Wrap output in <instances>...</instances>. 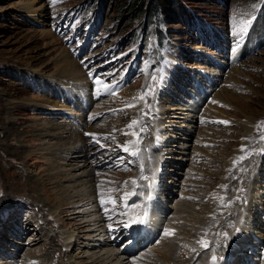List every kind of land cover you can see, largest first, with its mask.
<instances>
[{"label":"rangeland","instance_id":"rangeland-1","mask_svg":"<svg viewBox=\"0 0 264 264\" xmlns=\"http://www.w3.org/2000/svg\"><path fill=\"white\" fill-rule=\"evenodd\" d=\"M150 4L0 0V264L89 263L91 252L110 247L125 264H164L155 247L166 227L174 229L183 244L179 255L186 250L193 254V248L188 250L192 245L199 250L195 264H206L215 252L213 247L201 251L193 239L190 245L184 241L192 224L173 215L182 203L190 206L186 218L197 216L195 229L215 214L227 217L228 239L221 230L217 264H227V259L228 264H264V0H175L168 21L159 10L143 19ZM249 19L250 25L241 23ZM65 59L75 76H59ZM129 104L135 107H126ZM15 106L18 111L9 113ZM190 115L201 120L195 122ZM133 120L139 122L135 132L140 143L132 147L139 150L136 156L120 147L136 139L123 134ZM43 128H55L56 136L38 138L41 141L32 137ZM78 132L90 149L86 155L75 154L81 167H70L63 154L53 163V151L48 153L46 147L68 143ZM156 134L163 138L153 143ZM59 149L53 150L62 152ZM145 162L149 167L157 164V175V168L152 174ZM56 167L64 169L60 180L39 187L35 196L39 207L44 203L45 211H40L24 183L38 180L43 185ZM141 167L149 179H139ZM68 176L77 177L64 181ZM92 177L97 189L92 206L105 234L109 225L122 228L128 219L122 213H129V203L137 196L132 195L125 208L121 187L125 181L132 186L135 178L141 186L134 190L139 203L151 208L153 201V218H161L156 226L148 218L142 224L154 230L150 236L129 242L135 229L130 235L123 230L117 239L114 233L108 239L103 232L88 231L79 234L78 244L88 242L95 249L62 248L65 232L77 233L72 225L74 219L82 220L80 211L92 210L89 202L65 208L76 215H58L64 211L58 202L72 186L89 183ZM110 197L116 199L115 210L107 203ZM101 198L106 201L103 207ZM246 211L251 218L240 244L234 238L242 235L237 225L248 218ZM90 234L97 236L90 240ZM127 249L132 251L126 255Z\"/></svg>","mask_w":264,"mask_h":264},{"label":"bare ground","instance_id":"bare-ground-1","mask_svg":"<svg viewBox=\"0 0 264 264\" xmlns=\"http://www.w3.org/2000/svg\"><path fill=\"white\" fill-rule=\"evenodd\" d=\"M59 71H60V74H59V76L60 77H62V75L64 74V73H66V72H70L71 74H70V76H75L76 74H73V71H74V68L72 67V65H71V62L70 61H68L67 59H65L64 60V63H63V65H61V67L59 68ZM78 109H80V106L78 105V107H77ZM11 109L12 110H10V112L9 113H11V114H14L16 111H18V109H17V106H15V107H11ZM133 109V108H132ZM196 111V110H195ZM9 113H7V114H9ZM137 113V112H136ZM139 115V114H138ZM138 115H136V117L138 116ZM131 117V116H130ZM135 116L133 117V118H136ZM185 118H189V117H186L185 116ZM197 118V116L195 117V116H193V115H190V118L189 119H193L195 122H198V121H200L201 119H199V120H197L196 119ZM137 119V118H136ZM132 120V119H131ZM145 122H146V120H145ZM193 122V121H192ZM160 125H162L163 123H159ZM54 126L55 127H57L58 125L57 124H54ZM137 126H138V124H137ZM157 126V125H156ZM163 127V126H162ZM55 128H53V130H49L48 128H43V129H41L40 131H38L37 132V134H35V135H33L32 137L33 138H35V139H37L38 141H41L40 139H38V138H41V137H44V138H53V137H55L56 136V133H52V131H55L54 130ZM88 130H89V128H87ZM129 129V128H128ZM126 129L125 131L123 130V133H125V132H131V131H136V129H137V127L136 126H134V128L133 129ZM152 131L154 132L155 131V126L151 129V134L150 135H153V133H152ZM85 133H89V131L88 132H86L85 131ZM124 137L125 138H133V136L132 135H124ZM152 137V136H151ZM158 137H161V136H158L157 134H156V136L153 138V139H151V140H153L152 142L154 143L155 142V138L157 139ZM161 138H163V137H161ZM37 140H36V142H37ZM149 139H147L146 141H148ZM151 142V141H150ZM43 144H48V143H43ZM145 144V143H144ZM147 144V143H146ZM148 145V144H147ZM183 146V145H182ZM65 147V148H64ZM138 147V146H137ZM136 147V148H137ZM56 148H60L59 149V151H62V152H54V151H56V150H53V149H56ZM93 148V147H92ZM140 150H141V148H139ZM45 150H49V151H47L48 153L49 152H51V151H53L51 154H50V158L53 160V163H56V160H54L53 158H58V157H60L61 159H63V155L65 156H67L68 155V157L67 158H69V160H67L68 162H69V164H71V165H69L70 167H72L73 165H74V169H79L81 166H79L78 165V163H79V161H78V157L77 156H75V154H87V152L88 151H90V149L88 148V146H87V144H86V141L84 140V138L82 137V135L78 132L70 141H68V143H60V144H56L55 145V148H54V146L52 147H50V148H47L46 147V149ZM138 152H139V150H138ZM152 151H150V153H151ZM63 154V155H62ZM91 154V153H90ZM89 154V155H90ZM54 155H61V156H54ZM139 155V154H138ZM140 156H142L141 154H140ZM144 156H146V155H144ZM155 157H154V159L156 160V157H157V155L155 154L154 155ZM139 158V157H138ZM50 159V160H51ZM65 159V158H64ZM138 160H142V158H139ZM145 160V159H144ZM143 160V161H144ZM58 161V160H57ZM159 161V160H158ZM161 161V160H160ZM67 162V163H68ZM143 163V162H142ZM57 164V163H56ZM73 164V165H72ZM145 164L146 165H148L145 169L148 171V172H151L152 171V174L154 173V169H156L157 168V164H155L156 165V167L154 166V167H149L151 164L150 163H148V162H145ZM162 164V163H161ZM144 165V164H143ZM53 166V165H52ZM143 170H144V168H143ZM157 170H158V168L156 169V173H155V175H157ZM51 172L53 171V173H52V175L50 174L49 176H46V178L44 179V181H43V185H40L39 186V181L38 180H27L24 184V191L26 190V187H28L29 188V192L31 193V198H33L34 200H36V201H34L36 204H37V206L39 207V205H38V203H37V201L39 202V200L35 197L36 196V194H37V192H38V190H39V187H41L42 189H45V187L46 186H49V184L50 183H52V182H54V181H59L60 180V178H59V176H62L63 175V173H64V169H57V167L56 168H52L51 170H50ZM147 171H143V172H145V173H148ZM238 171L240 172L241 171V169H238ZM241 173V172H240ZM93 175V174H91V172H87V173H84V172H82L80 175H82V176H84V175ZM244 176H245V172H243L242 173ZM144 175V174H143ZM77 176H68V177H64L63 178V180L64 181H69L70 182V180H73V178H76ZM161 176H159V178H160ZM59 178V179H58ZM138 178V177H137ZM92 179H93V177L90 179V182L88 183V182H86V183H78V184H75L74 186H72L71 188H73L74 190L72 191H70V192H68V193H66V194H64L63 195V197H62V199H60L59 200V204H60V207L61 208H63V210L64 211H59L58 212V215L60 214V215H66L68 212H69V215L70 216H73V215H76V212H75V210H72V211H67V210H65V208H69L70 209V207H74V206H76V205H78V204H81L80 205V207H83V206H85V205H89V202H90V204H91V210H92V212L90 211V208H89V210L87 211V212H85L84 210H81L80 211V213L82 214V215H80L81 217H82V220L81 219H79V221L78 222H76L77 220L76 219H74V224L72 225V228H75L74 229V231H76L77 233H75V232H65V234H64V241H63V245H62V248L64 249V250H68V249H70V248H78V247H80L82 244L81 243H79L78 244V240L80 239V237H79V234H81L82 232L83 233H88V231L89 232H91L92 234L94 233H98V232H100V234L103 232L104 234L102 235V236H105V238H106V235L108 236L107 238L108 239H110V233L112 234V233H114L113 235V237L114 238H116L117 239V237L119 238V237H121V233H123V230H125L128 234L127 235H130L133 231H134V229H135V232L132 234V238H134V239H128L129 240V242L132 240V241H137V240H139L140 238H142L141 236H143V239L141 240L142 242L148 237V236H150V232H152V231H154V230H152V229H150L149 227L148 228H145V226H143L142 224H140V225H133L132 227H129V228H125L124 226L122 227V228H116V229H112V228H109V232L107 233V234H105L106 232L105 231H107V230H103V229H105L106 227H100L99 225H100V223L102 222L101 221V216H98L96 213H95V209H94V205L92 206V203L94 202V197H92L94 194H95V192L97 191V189H96V186H95V184L94 183H92L91 181H92ZM153 179H157V176H154V178ZM153 181L154 180H151V181H149L150 183H153ZM149 183V184H150ZM156 183H158V182H156ZM83 184V185H82ZM148 184V185H149ZM231 184V181H230V179H229V181H228V184L227 185H230ZM78 185H82V187H80V189H75ZM108 186V185H107ZM124 186V185H123ZM239 186V185H238ZM84 187H86V188H84ZM140 187V189H141V186H134V185H132V186H130L129 185V183H128V185H127V187H121L123 190H125V192H133L136 188H139ZM230 187V186H229ZM40 188V189H41ZM104 188V187H103ZM225 188H227V187H225ZM105 189V188H104ZM151 189V188H150ZM229 189V188H228ZM229 191V190H228ZM71 192H72V194H71ZM151 192V191H150ZM70 193V194H69ZM136 193V192H135ZM153 192H151V194H152ZM63 194V193H62ZM124 195V194H123ZM136 196H137V198L132 202V203H129V205H130V209H129V215L130 216H132V214H135V215H138V214H140L139 212L140 211H142L141 213H142V216L144 215V212L146 211L147 212V214H149V215H147V218L148 219H150L151 221H152V223H154V226H156V223L157 222H159V220H161V218H159V220L158 219H154L153 218V209L156 207L155 206V204L153 203V201H152V204H151V208H149L148 207V205L146 204V206H143V200L141 201L142 203H139V201H138V195L136 194ZM97 197V196H96ZM104 198V197H103ZM105 199H106V197H105ZM144 199V198H143ZM153 199V198H152ZM138 201V203L139 204H134L135 202H137ZM52 202H54V198H53V200H52ZM128 202H130L129 200H128ZM229 202V201H228ZM33 203V202H32ZM57 203V204H58ZM96 203H97V199H96ZM34 204V203H33ZM40 204H42V201L40 202ZM44 204V203H43ZM42 204V205H43ZM95 204V203H94ZM98 204V203H97ZM132 204H134L133 206H131ZM42 205H40L41 207H39V208H41V209H39L40 211L42 210V211H45V209L43 208L42 209ZM219 205V204H218ZM36 206V205H35ZM36 206V207H37ZM43 207H44V205H43ZM90 207V206H89ZM96 207V206H95ZM190 206L187 204V203H182L181 205H177L176 206V209L175 210H173V215L176 217V221H178V222H182L183 221V223H191L192 225H190L191 226V228H192V230L190 231V233H189V235H187L186 236V238H184V241H186V242H188L189 243V245H190V240L192 241V239L193 240H195L196 241V244H198L197 243V241H200L202 238H204V239H206L207 241H209V242H211L212 243V245H213V250H212V252L214 251L215 253H212L210 256H209V258L211 259L212 258V256L213 255H217L218 253V250H217V247L223 242V241H221V238H220V236H221V234H223L224 232H225V230H224V226H225V222L227 223V221H226V219H227V217L226 218H224V219H222L223 217L222 216H219L218 217V215L217 214H215L214 216H213V219H210L209 221H204V222H202V224H201V227L199 228V229H195V226L197 225V220L194 218V217H197V216H193V217H191V216H189L188 218H186L185 217V215L187 216L188 215V210H190V208H189ZM157 208V207H156ZM58 209H60L59 207H58ZM57 211V210H56ZM54 212V213H57V212ZM98 211V210H97ZM53 213V214H54ZM90 213V214H89ZM132 213V214H131ZM189 213H190V211H189ZM78 214V213H77ZM156 214H158V213H156ZM247 214V211L245 212V216H247L246 215ZM79 215V214H78ZM80 217V218H81ZM89 217V218H88ZM159 217V216H158ZM241 217H243V215H241L240 216V218ZM248 217V216H247ZM249 217H250V215H249ZM249 217L247 218V219H245V221H242V223L241 224H239V225H237L239 228H240V230H241V234L242 235H240V236H237V237H235L234 239L238 242V243H242V240H245V239H243L242 238V236H244V233L246 232L245 230L247 229V223H248V220H249ZM251 218V217H250ZM148 219H147V221H148ZM73 220V219H72ZM87 223V224H86ZM171 226H173L172 225V223H170V222H168ZM148 225H152L151 224V222L148 224ZM189 225V224H188ZM251 226V225H250ZM38 227V226H37ZM99 227L101 228V229H99ZM136 227V228H135ZM91 228V229H90ZM145 228V229H144ZM195 230H194V229ZM166 229H168V230H173L174 231V235L173 236H171V237H166L165 235H163V236H161V240L159 241V243H158V245L155 247V252H158V250H159V257H160V259H162L163 261H164V264H195L196 263V257H198L197 256V253H199V250L198 249H196V247H195V249H196V252H194L193 254H189L188 252H187V250H186V252L185 251H182L183 252V254L182 255H179L178 253H179V251H180V248H182L183 247V244H180L179 242H180V240H179V237H178V235H177V232L174 230V229H172V228H170V227H166ZM41 230V229H40ZM183 230H185V227L184 228H182V231ZM221 230H223L222 232L223 233H220V231ZM92 234H90L91 236L90 237H88V238H90V240H93V239H95L94 237H96V236H93ZM144 234H147V236L146 237H144ZM205 234H207V235H205ZM103 238V237H102ZM239 238H241L240 240H238ZM214 241H218L216 244H214ZM111 242V241H110ZM128 241H126L125 243H129ZM124 243V244H125ZM138 243V242H137ZM163 243H165V244H163ZM243 244H245V241L243 242ZM97 245V244H96ZM199 245V244H198ZM198 245H196V246H198ZM253 245V244H252ZM83 247L82 248H85V249H88V247L90 246H93V245H90L88 242H86L85 244H83L82 245ZM104 246H106V244L104 245ZM127 246V244H125V246L124 247H126ZM200 246V245H199ZM232 246V245H231ZM237 246H238V244H237ZM239 247V246H238ZM91 248H93V249H95L94 247H91ZM109 248V247H108ZM167 248V249H166ZM191 248H193L194 249V247L192 246V245H190V246H188V250L189 249H191ZM89 250V249H88ZM87 250V251H88ZM129 251H132V250H130V249H127V251H126V255H127V253H129ZM119 253V252H118ZM157 254V253H156ZM71 256H75V255H71ZM142 256H147V253L146 254H143ZM149 256V255H148ZM208 256V254H206L205 255V257H207ZM232 256V255H231ZM123 257V256H122ZM122 257H120L118 254H116L115 253V249L113 250V248L112 247H110V249L108 250V251H106L105 249H99V250H97V251H95V252H91L90 253V256L88 257V259H87V261H89V263H78V264H125L124 262H123V260H122ZM124 257H127V256H124ZM158 257V256H157ZM236 258H238V256L236 257ZM244 258V257H243ZM150 259V258H149ZM128 261V259L126 258V259H124V261ZM146 260V259H145ZM247 259H245V261H246ZM229 259H227V261H226V263L228 264L229 262ZM263 261V260H262ZM262 261H260L261 263L260 264H262ZM132 262V261H131ZM139 262V261H138ZM45 262H43L42 264H44ZM141 263H144V262H141ZM141 263H137V264H141ZM37 264H39V263H37ZM46 264V263H45ZM61 264H68L67 263V261H64L63 260V262L61 263ZM206 264H211V260L210 261H206Z\"/></svg>","mask_w":264,"mask_h":264},{"label":"snow or ice","instance_id":"snow-or-ice-1","mask_svg":"<svg viewBox=\"0 0 264 264\" xmlns=\"http://www.w3.org/2000/svg\"><path fill=\"white\" fill-rule=\"evenodd\" d=\"M241 23L245 24V26L250 25L251 19L242 21ZM242 31H246V27L244 29H242ZM96 83L97 84H100L102 82L99 81V80H97ZM143 98H144V96L141 95L140 99H143ZM126 107H135V105L134 104H129V105H126ZM138 123H139L138 121L133 120L129 125H127V127L129 129H133L134 126L137 125ZM214 123H221V124H225V125L229 124L228 121H214ZM261 123H264V122H261ZM257 127H259V125ZM123 134L124 135H132L136 139H134L133 141H130L127 145H121L120 147H122L123 148V151L128 152L130 155H133V156L138 155L139 154L138 151H132L133 145H138L140 143L139 138L137 137V133L135 131H131V132H125ZM85 135H90V136H92L94 142H97V143L99 142L97 140L95 134L85 133ZM261 139H264V137H261ZM244 150L245 149L242 147L241 148V151H244ZM139 179L140 180H147V179H149L148 177H146V176L143 175V168L142 167H141V176L139 177ZM128 183H129V181H125L124 182V187H127ZM130 183L132 185H134V186H137V187L139 186L138 185V181L135 178L132 179L130 181ZM153 183H154V181H153ZM153 183H150L149 184V188H152L153 187ZM117 191H119V189H117ZM136 194L137 193H135V191H133V192H125L124 195L120 198L122 201H124V207L125 208H128L129 207V205L127 204V200L132 195H136ZM148 198L151 199V196H149ZM100 203H101V206L103 207L105 205L106 201L103 198H101ZM107 203H111L113 205V210H115V206H116V199L115 198L110 197L109 200L107 201ZM122 214L128 217V219L123 224V226L125 228L132 227L133 225L144 224L147 221V212L146 211L144 212V215L143 216H130L127 212H124ZM109 227L111 228V225H109ZM237 231H239V229H237ZM164 235L166 237H171V236L174 235V231L173 230L165 229ZM205 235H207V234H205ZM223 238L225 240H227L228 239V234L227 233H224L223 234ZM197 243L201 246V251H208V250H211L212 247H213L212 243L209 242V241H207L204 238H202L200 241H197ZM192 251L193 252H196V249H192ZM197 256H199V253H197ZM220 259H222V257ZM211 264H217V257L215 255H213L212 258H211Z\"/></svg>","mask_w":264,"mask_h":264},{"label":"trees","instance_id":"trees-1","mask_svg":"<svg viewBox=\"0 0 264 264\" xmlns=\"http://www.w3.org/2000/svg\"><path fill=\"white\" fill-rule=\"evenodd\" d=\"M174 2H175V0H151V4H150L151 6L147 9H144V12L142 14L143 19H145L148 14L151 15V13L153 11L159 10L160 13L163 14L162 18H164L166 21H168L170 18H169V16H167V14H168L169 10H171V12L173 11L172 7H173ZM139 4H141V3H139ZM139 14H141V12Z\"/></svg>","mask_w":264,"mask_h":264}]
</instances>
